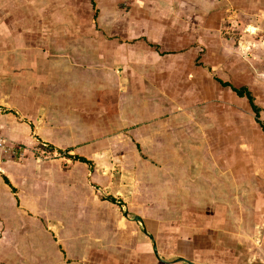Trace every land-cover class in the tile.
Masks as SVG:
<instances>
[{
	"label": "crops",
	"instance_id": "1",
	"mask_svg": "<svg viewBox=\"0 0 264 264\" xmlns=\"http://www.w3.org/2000/svg\"><path fill=\"white\" fill-rule=\"evenodd\" d=\"M0 139V264H264V0H0Z\"/></svg>",
	"mask_w": 264,
	"mask_h": 264
},
{
	"label": "rangeland",
	"instance_id": "2",
	"mask_svg": "<svg viewBox=\"0 0 264 264\" xmlns=\"http://www.w3.org/2000/svg\"><path fill=\"white\" fill-rule=\"evenodd\" d=\"M55 156H58V154H55ZM119 162V161H118ZM117 180H115L117 182V189L112 190L110 194H113L114 196V201H117L116 203L120 204V203H126L129 202L131 200V198H128V196H126L125 194L128 192L126 191V189H121L124 186H127L128 182L130 181L131 175H124L123 171L124 168L123 166L117 170ZM101 193H108V191H101ZM169 193V198L171 199V192ZM155 192H148V196L146 195V198L148 199V204L151 205V202H153L152 200L155 199ZM155 204V201L152 203V205ZM127 208V207H125ZM150 209L152 208V206L149 207ZM128 209V208H127ZM136 213L135 210H131L129 211L130 216L132 217L133 214ZM22 217L24 215H21ZM152 215H149V217H151ZM16 221H19L18 219L20 218L19 215H16ZM153 218V217H152ZM6 218H0V220H2L3 224H0V237L2 236V234L4 233L5 230L9 231V230H13V225L11 224H6L5 221ZM23 219V220H22ZM20 220H22V222H19V227H21V244L25 246V248H27L29 250V247L32 248L31 240H37L40 243H44L46 241V237L47 234L45 233V231L43 229L40 228V224H41V220L39 218H20ZM40 220V221H39ZM22 223V225H21ZM17 224V223H16ZM18 225V224H17ZM21 225V226H20ZM17 233V232H16ZM18 234V233H17ZM26 235V236H25ZM12 240H10L11 242ZM39 243V244H40ZM26 251V250H23ZM30 252V250L28 251ZM254 264H260V263H254Z\"/></svg>",
	"mask_w": 264,
	"mask_h": 264
},
{
	"label": "trees",
	"instance_id": "3",
	"mask_svg": "<svg viewBox=\"0 0 264 264\" xmlns=\"http://www.w3.org/2000/svg\"><path fill=\"white\" fill-rule=\"evenodd\" d=\"M223 83H226V82H223ZM243 89V88H242ZM244 90H245V93H246V95H247V97H248V99L250 100V102H252V94L248 91V89H246V88H244ZM252 106H253V108H254V111L256 112V114L258 113L257 111V107L255 106V105H253L252 104ZM258 115V114H257ZM75 158H78V159H81V160H83V161H86V162H88V160L85 158V157H83V156H75Z\"/></svg>",
	"mask_w": 264,
	"mask_h": 264
},
{
	"label": "water",
	"instance_id": "4",
	"mask_svg": "<svg viewBox=\"0 0 264 264\" xmlns=\"http://www.w3.org/2000/svg\"><path fill=\"white\" fill-rule=\"evenodd\" d=\"M153 247H154V250L156 251V246H155V244H153ZM190 263H192V262H190Z\"/></svg>",
	"mask_w": 264,
	"mask_h": 264
},
{
	"label": "built area",
	"instance_id": "5",
	"mask_svg": "<svg viewBox=\"0 0 264 264\" xmlns=\"http://www.w3.org/2000/svg\"><path fill=\"white\" fill-rule=\"evenodd\" d=\"M0 145H3V142H2V140L0 139Z\"/></svg>",
	"mask_w": 264,
	"mask_h": 264
}]
</instances>
